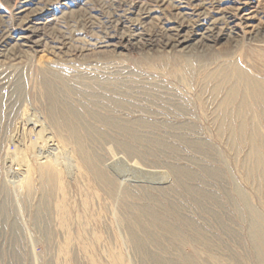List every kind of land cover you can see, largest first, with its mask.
<instances>
[{
    "label": "rangeland",
    "instance_id": "1",
    "mask_svg": "<svg viewBox=\"0 0 264 264\" xmlns=\"http://www.w3.org/2000/svg\"><path fill=\"white\" fill-rule=\"evenodd\" d=\"M243 1L0 0V264H261L236 190L264 229V103L249 97L242 131L244 86L228 104L237 78L219 74L264 82V0H249L253 34L231 22ZM32 18L51 21L28 32ZM67 107L84 113L89 158ZM127 205L152 208L165 249L137 254Z\"/></svg>",
    "mask_w": 264,
    "mask_h": 264
},
{
    "label": "bare ground",
    "instance_id": "2",
    "mask_svg": "<svg viewBox=\"0 0 264 264\" xmlns=\"http://www.w3.org/2000/svg\"><path fill=\"white\" fill-rule=\"evenodd\" d=\"M244 3L242 4V6L236 7L235 9V15L232 16V24L235 26L234 31H237L239 27H244V29L246 30V32H249L250 34H253L254 32L257 31L258 29V25L256 24V11L253 8L249 7V0H244ZM26 3H28L26 1ZM251 3H253L251 1ZM249 7V8H247ZM221 9V8H220ZM179 11H183L185 10V7H179L178 9ZM233 11V10H232ZM256 13V15H255ZM35 14V12H34ZM221 14V13H220ZM230 14V13H229ZM21 16V15H20ZM60 16V15H59ZM258 17V16H257ZM121 20V19H120ZM221 19H216L214 21V24H217V22H219ZM50 20L44 19L43 22L41 23V21H39V19H31L23 22V26H25V29L30 32V30L32 28H34L35 26H44L45 24H48V22H50ZM54 21V20H53ZM56 21V20H55ZM58 21V20H57ZM56 21V22H57ZM21 22H19L20 24ZM119 23V22H118ZM18 25V24H17ZM53 28V27H52ZM116 30V29H115ZM232 31V30H231ZM39 32V31H38ZM195 33V32H194ZM197 33V32H196ZM247 34V33H246ZM118 35V34H117ZM41 36V35H40ZM41 38V37H40ZM31 37L27 35H23L21 36L20 40L23 41V45L26 46L30 43ZM33 40V39H32ZM58 43V42H57ZM64 43V42H63ZM13 46V45H12ZM44 46V45H43ZM186 47V46H185ZM199 47V46H198ZM88 49V48H87ZM93 49V48H92ZM82 50V49H81ZM3 51V50H2ZM41 51V50H40ZM5 55V54H4ZM52 55V54H51ZM6 56V55H5ZM15 67V65H14ZM227 71H221L219 74H221L224 78V80L230 79V75L234 76L237 78V82L234 84V86L232 87V89L230 90L229 96H228V104H232L234 101H236L237 99H239L240 96V88L241 86H244V90L245 93L243 95V97H241L240 100V106H239V114L241 116H243L242 119V124H241V130L244 131L246 129V124H245V113L249 110V103H248V99L250 96H253L251 99H257L256 102H261L264 103V82H260V80H255L256 82H252L248 79V76H246L245 74H243L244 72H241L239 70V68L234 69V72H230V74ZM248 75V74H247ZM233 76L231 78H233ZM53 77V76H52ZM48 78V76H47ZM58 79V78H57ZM19 81V80H18ZM61 82V81H60ZM260 82V83H259ZM19 83V82H18ZM58 84V83H57ZM20 83L18 84L19 87ZM46 85V84H45ZM99 85V83H98ZM97 85V86H98ZM107 86V85H106ZM64 87V86H63ZM102 87H105L102 86ZM58 88V87H57ZM17 89V88H16ZM66 89V88H65ZM23 90V89H22ZM21 90V91H22ZM70 92V91H69ZM111 92V91H110ZM21 93V92H20ZM19 93V94H20ZM57 95V94H56ZM97 95V94H96ZM83 96V95H82ZM98 96V95H97ZM57 97V96H56ZM99 97V96H98ZM97 98V97H96ZM100 98V97H99ZM110 98V97H109ZM23 99V98H20ZM58 99V98H57ZM74 100V99H73ZM36 101V100H34ZM50 101V99H49ZM106 101H108L106 99ZM113 102V101H112ZM97 103V102H96ZM225 103V102H224ZM67 104V103H66ZM59 105V104H58ZM59 107V106H58ZM107 108V106H105ZM110 107V106H109ZM108 107V108H109ZM86 109V107H85ZM53 110V109H52ZM108 111V110H107ZM88 112V111H87ZM28 114V113H27ZM60 114V113H59ZM61 115V114H60ZM62 116H63V123L66 124L67 126H70V132L73 135L72 137L76 138L75 142L78 145L81 154H83L86 158H89V152L87 151L86 147H85V143L83 140V137L80 135V128L81 126L84 128H88V126L86 125V120L84 117V113L80 110V109H76V108H65L62 111ZM105 117H108L106 115H104ZM36 117V116H35ZM94 118L99 119L100 121L106 123L107 125H113L118 126V122L117 121H112L109 118H104V117H99L95 114H93ZM114 119V118H113ZM120 119V118H119ZM229 119V118H228ZM51 120V119H50ZM245 121V122H244ZM44 122V121H43ZM51 122V121H50ZM20 123V122H19ZM54 123V122H53ZM62 124V123H61ZM32 125V124H31ZM34 125V124H33ZM59 125V124H58ZM83 128V130H85ZM116 128V127H115ZM123 128V127H122ZM49 129V128H48ZM21 130V129H20ZM32 131V130H30ZM87 131V130H86ZM125 131H129L127 129H125ZM17 132V131H16ZM45 132V131H44ZM58 133V131H56ZM61 132V131H60ZM64 132V131H63ZM62 132V133H63ZM88 132V131H87ZM25 133V132H24ZM36 133V132H35ZM97 133V132H96ZM130 135H133L134 137H136V133L133 131H129L128 132ZM26 134V133H25ZM92 134V133H89ZM86 135V134H85ZM129 135V136H130ZM257 133L252 132V139H254V136H256ZM39 136V135H38ZM54 136V135H53ZM97 136V135H96ZM103 137V136H102ZM132 137V136H131ZM44 138V137H43ZM138 139V137H136ZM47 139V138H46ZM60 139V138H59ZM68 140V139H67ZM140 140V139H138ZM56 141V140H55ZM103 141V140H102ZM141 141V140H140ZM253 141V140H252ZM254 142V141H253ZM58 143V142H57ZM23 144V143H22ZM158 144V143H157ZM44 145V143H43ZM59 145V144H58ZM40 146V143H39ZM41 147V146H40ZM46 148V146H44ZM36 148V147H35ZM60 148V147H59ZM78 149V148H77ZM89 149V148H88ZM127 149V148H126ZM43 152V151H42ZM39 153V152H38ZM22 154V153H21ZM207 154V153H206ZM24 155V154H22ZM82 155V156H83ZM252 155L254 156L253 158L255 159L256 165L258 166V168H261L260 166L262 165V158L260 157V154L253 149L252 151ZM56 157V156H55ZM83 160H85V158H83ZM84 163V162H83ZM95 163V162H94ZM136 163V162H135ZM134 163V164H135ZM136 169H142V167H140L137 163L135 164ZM89 168V167H88ZM92 168V167H91ZM100 168V170H99ZM93 169V168H92ZM99 170L100 173L98 174V176L100 175L101 178V167L96 168V170ZM51 172V171H50ZM92 172V171H91ZM172 172L175 174L176 179L178 180L177 182L180 183V185L182 186V182L185 180L183 178H185V174L183 171L180 170H172ZM48 173V172H47ZM50 174V173H49ZM103 174V173H102ZM217 175H215L216 177ZM102 178L105 179L107 182V186L109 188H112V184L110 182H108V180L106 179L107 177L102 175ZM183 179V180H182ZM110 180V179H109ZM150 181V179H148ZM112 190V189H111ZM238 192V194L242 197V201L244 203V205L247 207L248 209V215L250 218V238L253 241L256 250L258 251V253L260 254V257H263L261 260V264H264V229L263 226L261 224V217L259 215V213L250 207L248 200L246 199L245 195L243 194V192L239 189L236 190ZM116 194V193H114ZM117 196V194H116ZM124 197V196H123ZM125 198V197H124ZM123 200V199H122ZM121 200V201H122ZM158 199L154 200L155 202ZM124 201V200H123ZM107 202V201H106ZM105 202V203H106ZM109 202V201H108ZM125 202V201H124ZM159 202V201H157ZM125 204V203H124ZM153 204H155L153 202ZM123 205V204H122ZM128 209L130 211V213L132 212L134 214L133 218L134 221L133 223H131L130 225V237H131V242L133 244V249H135V251L137 252V254L139 255H144V253H148V249L152 247H155L156 249H158L159 252H161V248L163 247L161 244V240L150 231L149 225L145 224V221H147L149 216L145 215L143 210L151 211L152 212V208H150L149 206L146 207H140V206H130L127 205ZM112 207V206H111ZM166 210V208H165ZM122 211V210H121ZM128 214V213H127ZM152 215V214H151ZM154 217L152 220H150V222L152 223L151 225L153 227H157L160 228L159 230L161 231V233H165L166 235H169L171 238H177V239H183V234H181L180 232H178L176 229H174L173 227H171V225L168 224L167 221L164 220V218H160L158 216V214H153ZM119 217V216H118ZM156 217V218H155ZM159 218V219H158ZM131 219V218H130ZM129 220V219H128ZM127 221V219H126ZM190 224V226H189ZM162 226H165L166 228H163ZM192 228V224L188 223V229ZM194 231H196V229H193ZM193 232V231H192ZM143 235V240H142V236ZM203 236V235H202ZM141 237V238H140ZM213 242V241H212ZM131 244V245H132ZM163 249H165L163 247ZM257 253V252H256ZM147 256V255H146ZM258 256V255H257ZM148 257H150L148 255ZM152 257V256H151ZM153 259H147V260H151L153 262H155V264H160L161 262H163V264L165 263L163 260H161V258L158 257H152ZM159 261V262H158ZM191 261V260H190Z\"/></svg>",
    "mask_w": 264,
    "mask_h": 264
}]
</instances>
